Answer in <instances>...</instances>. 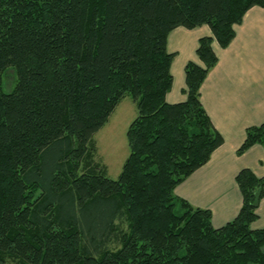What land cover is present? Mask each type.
I'll list each match as a JSON object with an SVG mask.
<instances>
[{"label": "trees", "instance_id": "obj_1", "mask_svg": "<svg viewBox=\"0 0 264 264\" xmlns=\"http://www.w3.org/2000/svg\"><path fill=\"white\" fill-rule=\"evenodd\" d=\"M253 6L264 0H0V263L264 264V227H252L264 176L237 172L241 207L220 227L174 193L223 143L200 88L213 41L227 47ZM203 24L211 35L185 64V99L169 103L167 36ZM125 95L137 115L112 179L92 136ZM255 144L264 122L236 153Z\"/></svg>", "mask_w": 264, "mask_h": 264}, {"label": "crops", "instance_id": "obj_2", "mask_svg": "<svg viewBox=\"0 0 264 264\" xmlns=\"http://www.w3.org/2000/svg\"><path fill=\"white\" fill-rule=\"evenodd\" d=\"M234 31L233 40L225 48L213 41L218 60L200 88V101L223 143L206 164L174 189L175 195L191 206L208 209L214 227L231 221L241 207L242 198L235 182L237 172L249 168L256 176H264L263 146L255 144L241 154L236 153L245 129L264 122V7L248 9ZM208 35L211 30L205 24L190 29L180 26L169 32L166 48L173 53V59L167 102L185 99L184 66L189 60L198 62L197 41ZM263 204L264 196L253 228L264 227Z\"/></svg>", "mask_w": 264, "mask_h": 264}, {"label": "rangeland", "instance_id": "obj_3", "mask_svg": "<svg viewBox=\"0 0 264 264\" xmlns=\"http://www.w3.org/2000/svg\"><path fill=\"white\" fill-rule=\"evenodd\" d=\"M15 82L16 74L14 72V68L12 66H8L2 74V91L5 93L11 92ZM136 115L137 108L135 103L131 100L129 95H125L115 106L103 126L94 132L92 136L95 146V162L104 166L103 169L106 171L105 174L109 178H117L122 165L128 156L129 149L126 138V130ZM115 225H117V227L120 225L123 229L125 228V223L121 221H116ZM110 244V247H115L114 245H116V242L114 241V243ZM0 264H19V262L16 257H7L5 261Z\"/></svg>", "mask_w": 264, "mask_h": 264}]
</instances>
